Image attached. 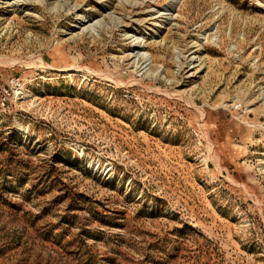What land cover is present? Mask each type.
<instances>
[{
  "label": "rangeland",
  "instance_id": "374dc122",
  "mask_svg": "<svg viewBox=\"0 0 264 264\" xmlns=\"http://www.w3.org/2000/svg\"><path fill=\"white\" fill-rule=\"evenodd\" d=\"M11 78L0 264H264V0H0Z\"/></svg>",
  "mask_w": 264,
  "mask_h": 264
},
{
  "label": "built area",
  "instance_id": "2783aa9c",
  "mask_svg": "<svg viewBox=\"0 0 264 264\" xmlns=\"http://www.w3.org/2000/svg\"><path fill=\"white\" fill-rule=\"evenodd\" d=\"M21 86L19 79L11 78L5 82H0V103L4 106L14 93V89Z\"/></svg>",
  "mask_w": 264,
  "mask_h": 264
},
{
  "label": "bare ground",
  "instance_id": "6f19581e",
  "mask_svg": "<svg viewBox=\"0 0 264 264\" xmlns=\"http://www.w3.org/2000/svg\"><path fill=\"white\" fill-rule=\"evenodd\" d=\"M21 1V0H20ZM141 44V43H140Z\"/></svg>",
  "mask_w": 264,
  "mask_h": 264
}]
</instances>
